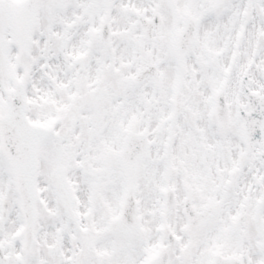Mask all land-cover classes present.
Here are the masks:
<instances>
[{"label":"snow or ice","instance_id":"1","mask_svg":"<svg viewBox=\"0 0 264 264\" xmlns=\"http://www.w3.org/2000/svg\"><path fill=\"white\" fill-rule=\"evenodd\" d=\"M0 264H264V0H0Z\"/></svg>","mask_w":264,"mask_h":264}]
</instances>
